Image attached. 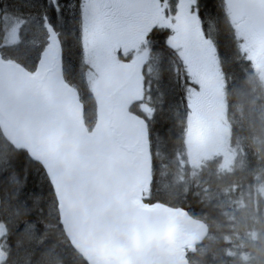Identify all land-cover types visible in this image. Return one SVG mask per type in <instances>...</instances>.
<instances>
[{
	"label": "snow or ice",
	"instance_id": "1",
	"mask_svg": "<svg viewBox=\"0 0 264 264\" xmlns=\"http://www.w3.org/2000/svg\"><path fill=\"white\" fill-rule=\"evenodd\" d=\"M261 234L264 0H0V264H264Z\"/></svg>",
	"mask_w": 264,
	"mask_h": 264
},
{
	"label": "trees",
	"instance_id": "2",
	"mask_svg": "<svg viewBox=\"0 0 264 264\" xmlns=\"http://www.w3.org/2000/svg\"><path fill=\"white\" fill-rule=\"evenodd\" d=\"M229 180H230L229 177L223 178L224 183L229 182ZM256 244L259 248L264 249V234H261L260 236L257 237Z\"/></svg>",
	"mask_w": 264,
	"mask_h": 264
}]
</instances>
